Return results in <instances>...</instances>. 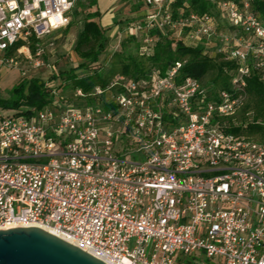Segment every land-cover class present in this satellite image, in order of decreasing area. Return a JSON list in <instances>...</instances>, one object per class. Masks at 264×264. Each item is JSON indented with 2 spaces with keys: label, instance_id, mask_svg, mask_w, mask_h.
Instances as JSON below:
<instances>
[{
  "label": "built area",
  "instance_id": "2783aa9c",
  "mask_svg": "<svg viewBox=\"0 0 264 264\" xmlns=\"http://www.w3.org/2000/svg\"><path fill=\"white\" fill-rule=\"evenodd\" d=\"M77 1L0 0V72L43 67L32 54ZM128 2L144 9L126 31L141 54L176 35L226 62L228 87L175 60L142 77L117 69L96 103L75 107L41 80L59 107L0 116V230L48 227L107 264H264V138L242 132L251 112L236 120L247 79L264 82V21L250 0H212L223 25L173 0Z\"/></svg>",
  "mask_w": 264,
  "mask_h": 264
},
{
  "label": "trees",
  "instance_id": "16d2710c",
  "mask_svg": "<svg viewBox=\"0 0 264 264\" xmlns=\"http://www.w3.org/2000/svg\"><path fill=\"white\" fill-rule=\"evenodd\" d=\"M78 1L79 6L84 8H91L96 5V0ZM217 1L215 0V2ZM215 4L212 0H173L172 7L174 12L183 8L185 13L192 12L197 15L212 13L216 15L218 12ZM250 4L252 11L257 13L264 21V0H250ZM134 8L138 9L139 5ZM99 16V8L87 12L83 19L82 29L78 32L73 50L80 61L76 66L64 72V77L69 80L73 91L80 88L85 96L77 97L74 95L73 98H68L61 94L66 99L67 104L83 107L96 103L98 98L90 94L92 89L97 85L106 86L117 69L126 75L142 77L148 73L151 67H156L163 72L175 60H187V63L181 68L183 76L189 75L198 78L203 84H211L216 89L228 87L229 74L225 71L228 64L220 60L219 56L209 57L203 54L202 46H187L181 40H173L167 36H161L156 42L152 54L143 55L137 48V55L142 59L127 55L125 60L122 58L120 65H117V67L111 65L108 70L103 72L102 66L97 64L101 55L105 29L99 23ZM34 42V38H31L30 51L32 53L35 52ZM134 42L138 47L135 39ZM208 74L211 77L209 80H205V76ZM8 94V98H0V108L11 110L24 108L22 113L25 115L31 113L30 108L40 110L46 105L59 107L61 103L60 98H54L50 95L48 89L44 87L43 82L38 77L22 78L11 87ZM245 98L247 100L245 99L246 103L240 110L239 120L242 122L248 119L245 114L247 111L251 112V117L246 121V126L242 129V132L255 139H262L264 138V82L255 75L247 79ZM239 128L236 125L232 130L237 131L240 130Z\"/></svg>",
  "mask_w": 264,
  "mask_h": 264
},
{
  "label": "rangeland",
  "instance_id": "374dc122",
  "mask_svg": "<svg viewBox=\"0 0 264 264\" xmlns=\"http://www.w3.org/2000/svg\"><path fill=\"white\" fill-rule=\"evenodd\" d=\"M81 1L83 2V0ZM78 2H80V0ZM135 6L136 5H131V3L127 0H122V2H116V0H96V5L91 8H84L82 6L80 7L77 3L74 11L71 14L68 26L55 31L44 40L43 54L38 56L32 54V62L38 59L43 63V67L34 68L30 64L26 67H23L24 62H22L19 68L7 67L1 70L0 98H8V91L11 89V87L22 78L26 77H38L42 81L52 80L53 83L51 84L54 88H56V90H59L64 96L68 98H73L74 91L71 88L69 80L65 79L64 72H67L70 68L76 66L80 61L73 50L79 28L83 23L86 13L91 12L96 8H99L100 10L104 9L106 12H115V18H118L115 19L111 25L104 27L101 64H99L102 66L103 72L108 70L109 66L111 65H120L122 58L125 60L127 55L141 58L139 55H137V47L134 39L126 32L129 25L143 20L142 16L137 17L135 12L139 11L141 13L144 11V9H142L140 6L138 9H135ZM216 18L220 25L224 24V21L218 14H216ZM112 31L114 33H112ZM170 38L173 40H180L178 37H176V35H171ZM21 58L23 61V56H20L18 59ZM47 65L53 66L56 73L51 74L49 70L51 68L47 69ZM77 72L79 73L80 71L78 70ZM22 73H24V75H22ZM210 77L211 75L208 74L205 76V80H209ZM246 100H244L243 105L246 103ZM243 105L236 112V120L240 119V110ZM12 114L13 110L0 108V116H10Z\"/></svg>",
  "mask_w": 264,
  "mask_h": 264
},
{
  "label": "water",
  "instance_id": "95a60500",
  "mask_svg": "<svg viewBox=\"0 0 264 264\" xmlns=\"http://www.w3.org/2000/svg\"><path fill=\"white\" fill-rule=\"evenodd\" d=\"M0 264H107L35 225L0 230Z\"/></svg>",
  "mask_w": 264,
  "mask_h": 264
},
{
  "label": "crops",
  "instance_id": "0c3cea01",
  "mask_svg": "<svg viewBox=\"0 0 264 264\" xmlns=\"http://www.w3.org/2000/svg\"><path fill=\"white\" fill-rule=\"evenodd\" d=\"M118 1L122 2V0H116V2H118ZM99 11H100V16H99L98 20H99V23L101 24V26H103V27L111 25L114 22L115 19H118L117 17L115 18V15H114L115 12H111V11L106 12L104 9L103 10L99 9ZM135 15H137V17H139L140 16V12L136 11ZM81 29H82V24H81V26L79 28V31ZM112 33H114V32L112 31ZM97 64H101V55L99 56Z\"/></svg>",
  "mask_w": 264,
  "mask_h": 264
},
{
  "label": "bare ground",
  "instance_id": "6f19581e",
  "mask_svg": "<svg viewBox=\"0 0 264 264\" xmlns=\"http://www.w3.org/2000/svg\"><path fill=\"white\" fill-rule=\"evenodd\" d=\"M40 228H43L44 230L50 232L51 234H54V235L60 237L59 234H57V233H56L53 229H51V228H48V227H40ZM60 238H61V237H60Z\"/></svg>",
  "mask_w": 264,
  "mask_h": 264
}]
</instances>
